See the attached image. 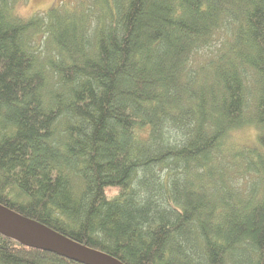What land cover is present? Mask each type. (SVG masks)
Wrapping results in <instances>:
<instances>
[{
    "label": "trees",
    "instance_id": "1",
    "mask_svg": "<svg viewBox=\"0 0 264 264\" xmlns=\"http://www.w3.org/2000/svg\"><path fill=\"white\" fill-rule=\"evenodd\" d=\"M27 1L0 0V205L122 264H264V0ZM0 264L81 263L0 234Z\"/></svg>",
    "mask_w": 264,
    "mask_h": 264
},
{
    "label": "water",
    "instance_id": "2",
    "mask_svg": "<svg viewBox=\"0 0 264 264\" xmlns=\"http://www.w3.org/2000/svg\"><path fill=\"white\" fill-rule=\"evenodd\" d=\"M0 234L25 247L51 252L81 264H122L116 257L91 249L39 221L1 205Z\"/></svg>",
    "mask_w": 264,
    "mask_h": 264
},
{
    "label": "rangeland",
    "instance_id": "3",
    "mask_svg": "<svg viewBox=\"0 0 264 264\" xmlns=\"http://www.w3.org/2000/svg\"><path fill=\"white\" fill-rule=\"evenodd\" d=\"M58 0H28L26 4L18 5L17 10L22 14L28 16L30 13L39 11L40 9H47L51 4H55ZM236 139L245 143L251 140L253 132L248 128L246 130L237 131Z\"/></svg>",
    "mask_w": 264,
    "mask_h": 264
},
{
    "label": "bare ground",
    "instance_id": "4",
    "mask_svg": "<svg viewBox=\"0 0 264 264\" xmlns=\"http://www.w3.org/2000/svg\"><path fill=\"white\" fill-rule=\"evenodd\" d=\"M9 224H11L12 225V223L10 222Z\"/></svg>",
    "mask_w": 264,
    "mask_h": 264
}]
</instances>
